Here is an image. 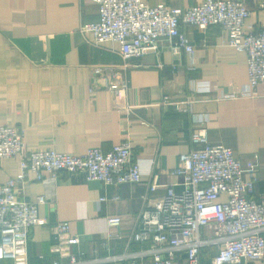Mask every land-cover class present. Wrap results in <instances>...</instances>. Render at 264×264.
Returning a JSON list of instances; mask_svg holds the SVG:
<instances>
[{
  "label": "crops",
  "instance_id": "obj_1",
  "mask_svg": "<svg viewBox=\"0 0 264 264\" xmlns=\"http://www.w3.org/2000/svg\"><path fill=\"white\" fill-rule=\"evenodd\" d=\"M144 1L186 8L204 0ZM240 1L252 7L244 32L262 30L260 0ZM99 18L96 0H0V124L22 129L28 149L55 147L78 155L130 141L132 158L141 162L144 174L141 181L106 184L84 172L62 171L45 181L31 172L19 197L47 200L38 205L40 223L29 230V264L68 260L52 250L54 226L63 220L81 237L72 247L76 256L99 257L89 264H153L150 253L116 261L107 257L149 248L133 237L137 216L168 186L182 190L183 178L174 169L182 152L203 146L192 140L201 126L207 127L210 143L233 148L244 165L256 162L253 195L264 196V83L251 86L247 52L231 45L219 24L201 28L181 22L192 53L174 54L165 47L160 55L124 59L118 42H97L82 31V24ZM98 67L103 70L97 72ZM246 88L250 93L244 95ZM166 96L194 102L184 109L165 102ZM20 171L18 155L0 160V183ZM153 182L160 184L155 190ZM114 215L122 222L111 235L107 217ZM217 251L215 245L204 246L199 264H213ZM174 263L192 264L184 250Z\"/></svg>",
  "mask_w": 264,
  "mask_h": 264
},
{
  "label": "built area",
  "instance_id": "obj_2",
  "mask_svg": "<svg viewBox=\"0 0 264 264\" xmlns=\"http://www.w3.org/2000/svg\"><path fill=\"white\" fill-rule=\"evenodd\" d=\"M100 18L82 24L83 32L94 36L97 42L116 41L124 59L140 57L153 52L160 55L163 48L174 54L192 53L194 45L181 29V22L207 28L221 25L227 40L238 50L247 52L248 74L251 86L264 83V27L259 32H244L245 20L252 7L240 0H204L190 7H170L165 2L150 5L144 0H96ZM264 10V0L259 2ZM173 39V40H172ZM175 39V40H174ZM97 72L103 68H96ZM122 83V82H121ZM119 83L113 81L116 88ZM122 85H124L122 83ZM244 90V95L249 94ZM165 102L187 109L193 99ZM194 143L203 144L179 156L174 174L182 177V190L168 186L164 196L152 206H144L136 219L133 237L148 242L149 248L132 253L107 257L122 260L132 255H152L153 264H175L178 252L187 253L192 264H199L202 248L215 245L217 253L213 264H235L264 260V196L254 197L256 162L244 165L233 148L222 143H210L208 129L201 126L192 136ZM133 145L123 141L109 151L95 146L82 154L50 148H26L25 132L13 124H0V160L20 157L21 171L0 183V259H11L12 264H29L28 243L30 227L41 221L38 205L46 203V196L36 200L19 197L20 190L33 172L36 179L57 178L62 171L84 172L88 179L106 184L141 181V162L132 158ZM154 166L153 159L150 160ZM251 173L247 178L246 173ZM160 184L153 182L151 190ZM122 222L121 215L107 217L114 234ZM55 242L52 250L61 258L51 264H89L98 258H78L72 249L81 241L72 231L68 220L54 226ZM135 264V260L131 262Z\"/></svg>",
  "mask_w": 264,
  "mask_h": 264
}]
</instances>
